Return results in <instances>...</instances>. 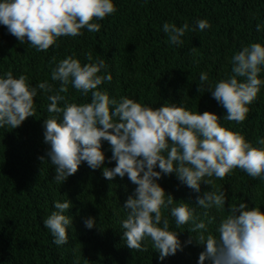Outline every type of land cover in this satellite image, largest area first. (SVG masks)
Wrapping results in <instances>:
<instances>
[{
	"label": "clouds",
	"instance_id": "9594fccd",
	"mask_svg": "<svg viewBox=\"0 0 264 264\" xmlns=\"http://www.w3.org/2000/svg\"><path fill=\"white\" fill-rule=\"evenodd\" d=\"M116 11L114 0H0V25L20 44L27 42L36 51L46 52L58 46L60 37H77L84 30L99 32L98 21ZM210 27L208 19L197 18L194 24L185 21L179 26L165 21L162 31L168 44L180 46L186 32ZM256 30H261L260 24ZM84 55V61L75 53L61 59L52 56L50 78L59 82L58 87L47 79L33 86L23 72H0V127L13 129L35 116L34 98L41 91L48 93L50 115L43 119V140L48 145L46 156L55 166V182H64L82 162L91 169L101 167L105 161L102 143L107 141L112 152L108 159L115 164L103 167V176L111 181L127 175L136 185L124 201L125 217L119 221L127 247L147 251L150 240L157 259L163 261L182 250L178 231L191 224L187 228L191 236L184 244L195 239L204 246L197 264H264L261 205L249 206L241 199L228 202L226 209L227 193L211 179L223 180L235 169L264 179V137L253 143L224 123L242 124L264 87V43L242 45L229 58L230 72L218 80L210 81L207 72L200 73L198 91L211 93L225 109L222 117L208 110L193 111L184 102L165 101L154 107L129 96L117 99L99 87L112 80L105 58L93 57L91 52ZM69 85L82 97L90 95V100L70 101L65 95ZM173 173L196 193L201 192L202 181L211 188L197 195L194 204L174 199L159 183L162 175ZM70 207L69 199L55 200L42 221L57 246L68 242ZM212 209L225 214L217 218L209 214ZM94 223L92 216L84 219L88 229Z\"/></svg>",
	"mask_w": 264,
	"mask_h": 264
},
{
	"label": "trees",
	"instance_id": "16d2710c",
	"mask_svg": "<svg viewBox=\"0 0 264 264\" xmlns=\"http://www.w3.org/2000/svg\"><path fill=\"white\" fill-rule=\"evenodd\" d=\"M117 11L106 16L99 32L83 31L77 37H60L58 46L48 51H36L27 42L20 44L16 37L0 25V72L12 71L28 75L30 82L47 79L55 87L59 82L50 78L51 58L61 59L75 53L82 61L85 53L105 58L112 80L99 86L110 95L137 98L159 107L166 102H184L193 111L215 112L222 117L225 109L210 92H199L200 73L207 72L215 81L230 72L229 58L242 45L264 43V0H114ZM197 18H206L211 27L203 31H188L180 46L167 43L162 31L165 21L177 26ZM261 30H256V25ZM264 76V73L261 74ZM48 93L40 92L36 100L35 116L26 118L16 128L0 127V264H197L203 245L191 236L187 228L178 231L183 245L163 261L157 259L151 241L147 251L127 247L119 221L125 217L122 208L136 185L127 175L109 181L102 174L103 167H113L109 161L111 147L103 141L105 161L91 169L86 162L64 182L53 179L54 165L46 156L48 145L43 140V119L47 111ZM69 100L83 103L82 97L69 85L65 94ZM242 124L224 122L242 131L253 143L264 137V87ZM44 156V160L40 157ZM157 170H159L157 168ZM214 185L227 193L225 207L243 199L249 206L260 204L264 211V179L252 178L235 169L223 180L211 178ZM160 185L174 199L195 203L196 196L210 190L201 182L196 193L180 183L175 174L162 175ZM69 199L72 226L67 244L57 246L42 221L53 210L55 200ZM180 201H176L179 203ZM198 209V212H203ZM217 218L225 213L209 210ZM95 218L88 229L84 219ZM171 220V218H170ZM172 227H175L172 221ZM212 225L209 230H212ZM195 235V233H193ZM207 264V261H205Z\"/></svg>",
	"mask_w": 264,
	"mask_h": 264
}]
</instances>
